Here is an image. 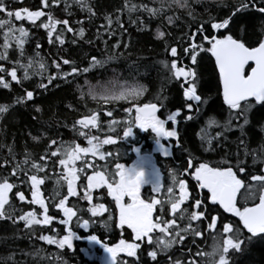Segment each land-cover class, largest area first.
Here are the masks:
<instances>
[{"label": "snow or ice", "instance_id": "snow-or-ice-1", "mask_svg": "<svg viewBox=\"0 0 264 264\" xmlns=\"http://www.w3.org/2000/svg\"><path fill=\"white\" fill-rule=\"evenodd\" d=\"M22 0H0V61H7L11 66L5 67L0 64V86L4 89H12L10 81L5 79V75L10 76L11 81L23 87L25 81H30L34 76H39L40 82L36 88L47 91L49 86L57 79H63L68 82L67 78L73 74L88 73L96 67H103L107 61L116 59L114 55H109L107 60L92 57L89 67L83 69L75 66L74 61L61 57L63 65H72L71 71H62V65L56 60L52 61L57 70L54 75H47L48 65L40 51H35L34 56L27 55L25 45L30 42V32L23 24L17 25L16 22L28 21L33 27L43 28L47 32L49 44L65 45L64 33H73L74 29L69 24L68 19L56 18L52 11L37 10L32 11L28 7H17ZM61 0H42L45 9H51L53 4L59 5ZM203 0H159L158 6L149 7L148 3H133L132 0H125L124 8L129 14V23L140 26L141 29L147 28L145 20L139 15L133 19V14L146 13L149 22L152 19L164 18L169 24H174L179 20V16L168 15L173 10H180L187 13L193 20L196 19L194 13V5L202 3ZM224 0H220L223 3ZM73 3L79 7L81 11H85L95 16L93 7L89 0H73ZM155 3V0H153ZM256 7L260 13H264V0H259L260 6H256V0H248L242 2L235 7V11L228 15L227 18L209 17L208 20L198 24L193 31L190 27L186 37L182 38L181 51L178 53L177 47L166 46V51L170 47V55L173 58L169 63L168 60H162L159 63L170 75L168 81H179V87L183 90L182 99L179 101L180 107L171 111L166 119L160 118L157 114L162 108H166L164 101L168 100L167 96L156 95V102L140 103V98L144 96L147 88L139 85L129 88L117 89L113 82V87L103 88L91 86L87 95L92 100L109 104L113 102L124 101L130 104L124 111L128 114L129 119L123 121L125 130L123 138L133 136V125L135 127L148 131L151 130L155 134V142L158 150L164 157L173 155L172 145L165 146L161 140L172 139L175 146H180L179 132L175 125L182 117L183 109H187L192 115H187L183 119L192 121L199 117L202 113V106L208 104V100L203 98V93L198 94V84L200 80V67L204 60L201 54L210 53L215 58V65L219 70V80L222 83L223 104L227 106V119L221 124L217 119L210 118L207 128L201 127L198 135L200 136V147L205 152L216 151L222 146L223 141H227L226 133L239 130L240 136L237 137L236 151L226 152L225 157L218 162H199L198 158L189 155L187 159V167L179 174L173 172L171 174V186L167 187V199H157L153 193H160L163 187L162 176L160 170L156 171L152 180L146 179V173L135 162L130 167L124 163L115 162L114 170L110 167L114 161H118L119 155L113 157V160L106 159L112 157L111 152L103 151L105 145H114L117 140L111 135L105 139H101L97 135H92L91 131L85 133L79 131V135L87 140V147H81L80 144H65L50 153L51 157L59 156V165L63 166L64 171L61 173V179L56 180V190L52 197L53 201L61 196L60 189L66 183L67 196L59 199L58 205L62 210L66 219L59 221L62 225H68L73 217L77 216V212L73 207H67L66 201L68 197H76L78 195L76 184L80 179L78 173H84L87 168H92L93 172L87 176V190L81 199L87 201L91 207L87 210L93 217L109 212L104 203L92 204L93 190L106 189L107 195L115 202V208L118 210V227L128 229L134 234L135 241H144L153 246L152 250L147 251V256L152 261L159 264L157 259L159 253H167L174 245L180 244L187 249V256L182 258L168 257L169 264H230V250L235 253H242L247 244H251L254 239L264 240V171L261 174H253L248 170L247 158L251 157L253 165L256 163H264V137L258 147H250L246 137L245 128L250 125V113L257 105L264 107V36L256 39L254 42L242 41L234 38L232 34H223L221 30L228 33L232 31V25L235 24L233 17L236 13L247 10L249 4ZM71 5L65 0L64 9L69 17L73 13L69 10ZM207 11V9H205ZM47 17L46 22L41 21L42 17ZM106 25L101 28H107L110 35H114L112 25L116 23L121 30L123 24L120 22L119 16L113 21L110 15L105 16ZM37 21H41L37 24ZM82 24V21H76ZM58 25L63 27L58 31ZM213 32L219 35L212 34ZM264 32V29H262ZM55 34V36H54ZM76 34V33H74ZM85 29H78L79 38L83 39ZM165 31L157 28V39L166 37ZM75 44L77 41H71ZM92 43V41H88ZM107 44L108 42L105 41ZM127 47V45H123ZM114 47H121V43L117 42ZM41 44L36 43L35 49H40ZM17 53L16 58L10 59L9 50ZM178 61L180 66H178ZM189 61L190 63H184ZM254 65V66H253ZM246 68H250V72H246ZM22 70V77H18V71ZM47 80L45 83L44 80ZM59 87L58 84L55 85ZM79 87V85H78ZM85 93H81V97ZM34 91L25 89V94L15 99V104H23L26 101H33ZM11 105L0 104V116L7 114ZM40 112L39 107L36 108ZM90 112L93 110L89 109ZM108 116L112 112L107 113ZM235 121V124L233 123ZM242 121V122H241ZM173 125L171 130L166 125ZM121 121L112 120L108 125L110 133L116 132V125ZM81 129H97L99 128V117L95 112L89 116L76 121ZM73 125V128L76 127ZM220 129L219 131H214ZM261 131L264 132V122L261 123ZM33 141H39L41 136H31ZM57 144L56 140H52L49 148ZM206 145V146H205ZM137 153L138 159H142L140 148L133 149ZM9 155L14 156L13 149L9 147ZM91 154L93 158H99L104 163L101 165L97 162H90L86 157ZM49 154L46 152L39 157L40 161H45ZM235 160V163L232 160ZM77 161H83V166L77 168ZM7 163V161H5ZM4 165L0 164V167ZM46 165L37 163L31 153H25V159L18 162L11 171V175L17 176L19 172H24L27 179L31 182V201L33 205H39L43 209V219H38L35 211L22 212L17 209L15 204L9 202V193L14 188L18 189V185L10 183L8 177L0 176V219H9L13 223L16 222L17 212L20 221L24 222L26 228L32 230L34 225H49L52 223V217L48 215V207L45 205V199L41 193V185L45 184L47 176L41 178L37 173L45 171ZM236 169L235 171L233 169ZM29 172L33 174L28 175ZM238 173L244 174L241 178ZM190 174L195 181L193 192L190 194L187 181L181 178ZM250 182H246L249 181ZM150 185V192L142 198V188ZM83 186V185H82ZM178 188V195L174 189ZM206 190V194L197 192L195 189ZM19 201H25V195L19 190L16 193ZM191 199V203H188ZM216 205L223 210L224 214L238 218V224L242 225L250 235L245 236L241 228L232 221H225L223 216L213 214L208 202ZM258 201V202H257ZM251 202V206H250ZM170 205V208L166 207ZM7 206V208H6ZM159 206V209L157 208ZM83 211V209H81ZM155 214V215H154ZM113 216L108 215L107 221H112ZM219 220V225H218ZM79 223V221H77ZM195 222V224H194ZM89 220H83L81 226L87 228ZM205 225V230H218L217 235L213 237L214 243L211 245V251H201L199 248L195 252L192 247L197 244V237H203L201 226ZM105 227L108 223L105 222ZM35 235V231H31ZM57 235H59L57 233ZM75 233L71 230L61 239H57L53 235H40L41 241H46L48 245H56L60 249L65 246L71 249L73 247V238ZM191 238V244H185L187 239ZM89 240L101 244L104 250L109 254L110 264H127L126 261H118L119 253H125L127 257H136L137 250L141 248V243L126 242L121 239L115 246L104 245L97 236L88 237ZM43 249H36L35 255L39 256ZM191 256L192 259H188ZM7 260L12 264H18L13 256L9 255ZM234 264V261L232 262Z\"/></svg>", "mask_w": 264, "mask_h": 264}, {"label": "trees", "instance_id": "trees-1", "mask_svg": "<svg viewBox=\"0 0 264 264\" xmlns=\"http://www.w3.org/2000/svg\"><path fill=\"white\" fill-rule=\"evenodd\" d=\"M89 2L95 12V16L91 18H89L90 14L81 11L73 3V0H67V3L71 5L69 10L73 13L71 17L63 11L65 0H61L59 5L53 4L51 9H45L42 0H22L21 3L17 4V7H28L32 11H52L56 18L68 19L70 26L74 29L73 33L65 31V45L60 46L58 43H48L45 29L33 27L26 20L16 22L18 26L23 24L30 32V42L25 45L27 55L34 56L35 51H40L41 56L45 58L48 65L46 76L54 75L57 71L52 64L53 60L62 65V71H71L72 65H63L61 57L74 61L75 66L80 69L89 67L92 57L107 60L109 55H114L117 58L107 61L103 67L91 69L88 73L73 74V76L67 78L68 82L57 79L53 82V85L49 86L47 91L36 88L41 79L39 76H34L32 80L25 81L23 87H21L15 81H11L10 76L5 75V79L11 82L12 89H4L0 86V104L11 105L9 112L0 116V164L4 165L0 167V176H6L10 183L18 185V189L14 188L10 195L9 202L11 204H15L17 209L22 210V212L35 211L37 215L41 216L43 209L39 205L30 203V180L27 179L24 172H19L17 176H13L11 171L18 162L25 159V153H31L32 158L37 163L46 165L45 171L37 174L41 178L47 176L45 184L41 185V192L45 199V205L49 209L48 215L54 217V220L49 225L32 226V230L35 231V235H32V230L26 228L24 222L18 219L21 214L20 211L17 212L15 223L9 219H0V264H12V261L6 259L9 255L13 256L18 264H101V257L98 255L101 253L100 249L96 250V254H92L91 251L86 249L84 241H82L86 236L94 234L100 240L111 245L118 243L120 239L131 243L134 239L131 230L127 227L120 228L117 226L118 211L115 208V202L107 195L106 189H99L93 193L92 204L104 203L109 212L93 217L87 210L91 205L81 199V195L87 190V176L92 171L90 168H87L84 173H78L80 179L77 181V189L81 195L68 197L66 201L68 205L75 208L78 213L77 217L70 221L68 225L59 223L61 219H66V217L56 205H58L60 198L67 196V185L66 183L63 185L60 189L61 196L53 201L56 180L61 179V173L64 169L63 166L59 165L60 157H51L50 153L55 151L61 143H75L86 147L87 140L79 135V131L83 130L85 133L91 131L92 135H97L101 139L111 135L117 140L114 145L104 146L103 151L113 154L112 157L106 159L113 160L117 152L120 154L119 162L131 161V157L127 156L126 151L129 142H132V140L130 137L123 138V131L125 130L123 121L129 119L124 109L131 105L124 101L109 104L97 103V101L92 100L91 96L87 95L89 87L111 88L113 82L117 89L142 85L147 88V91L140 98L141 104L149 101L159 104V101L155 100L156 95L159 94L162 97H168V100L164 101L166 108L161 109V114H164L167 110L180 107L179 101L183 96L182 89L179 87L180 82L175 80L169 82L167 77L170 74L159 63L162 60H168L170 63L173 59L170 55V47L166 51V46L177 47V51L180 53L182 38L186 37L190 27L194 31L198 24L208 20L209 17H215L217 20L221 17L227 18L235 11V7L242 2H248V0H224L223 3H220V0H203L202 3L194 5L195 20L184 11L173 10L169 12L168 15L180 17L174 24H169L164 18L152 19L149 22L146 13L133 14V19L136 15H139L141 19L145 20L147 28L144 29L129 23V14L127 9L124 8L125 0H89ZM132 2L148 3L149 7L158 6L159 4V0H155V3H153V0H132ZM256 6H260L259 0H256ZM106 15H110L113 21L119 16L120 22L124 26L123 30L116 23L112 25L114 35H110L107 28H101V25L107 23L105 20ZM233 19L235 24L232 25L231 33L225 30H221V33L232 34L234 38L248 42H254L264 36V32H262V29H264V13L257 11L251 3L247 10L236 13ZM46 20V16L41 18V21L46 22ZM41 21H37V24H40ZM76 21H82L83 23L78 24ZM62 27V25H58V31ZM80 27L85 29L83 39L78 36ZM157 28L167 34L164 39H157ZM212 34L219 35L215 32ZM73 39L77 41L75 44L71 42ZM89 40L92 43H88ZM105 41L108 43L106 44ZM0 42H2V36H0ZM37 42L41 44V48L38 50L35 49ZM117 42L121 43V47H114ZM123 45H127V47ZM16 55L15 51L9 50L10 59L14 60ZM201 55L204 56V60L200 67L198 94L203 93V98L208 100V104L202 106V113L199 117L192 121L184 120L180 124V146L177 149L179 152H176V161H171L170 175L173 172L179 174L184 171L187 167L189 155L194 158V162H196L195 158H198L199 162H209L210 164L220 161L225 157L226 152L236 151L237 137L240 136L239 130L226 133L227 141H223L222 146L216 151L205 152L200 147L201 141L198 135L200 128H207L210 118L217 119L223 124L228 116L227 106L223 104L222 86L219 80V70L215 65V58L210 53H202ZM0 64L11 67L7 61H0ZM22 75V70H19L18 77H22ZM44 82L46 83L47 80L45 79ZM56 84L59 87H56ZM25 89L34 91L33 101H26L19 105L15 104L16 97L24 95ZM82 92L85 93L83 98L81 97ZM37 107L41 109L40 112L36 111ZM89 109L93 110L99 117L100 126L97 129H91V126L89 129H81L76 124V121L82 117L93 114ZM109 111L112 112L111 116L107 115ZM185 115L186 111L183 113V117ZM249 118L251 123L245 128V138L248 140L250 147H258L261 138L264 137V132L261 131V123L264 122V107L257 105L252 109ZM112 120L121 121L120 124L116 125L115 133H110L107 127ZM233 123L235 124V121ZM74 124H76L75 128H73ZM213 129L214 131L220 130L215 129V126H213ZM33 135L41 136L42 139L33 141L31 139ZM136 136L141 139L145 137L143 133L137 132ZM53 139L57 141V144L49 148L48 146ZM9 147L13 149L14 156L9 155ZM46 152L49 154L48 158L45 161H40L39 157ZM90 157L92 156L89 154L86 159L90 161ZM94 160L99 161L98 156ZM118 161L112 163L110 170H114V163ZM232 162L235 163L234 158ZM98 163L102 165L104 162L99 161ZM247 164L249 166L248 170L252 171L253 174H261L264 171V163L258 162L253 165L251 157L247 158ZM76 166L77 168L83 166V161H77ZM31 174L33 173H28V175ZM238 175L244 178V174L238 173ZM181 178L187 179L191 194L195 181L186 175ZM246 182H250V180ZM18 190L24 193L25 201H19L16 194ZM174 190L178 195V188ZM195 190L200 192L198 188ZM160 199H167V194L160 197ZM188 203H191V199ZM208 204L210 209L213 210V214L223 216L226 222L236 223L245 236L250 235L246 229L242 228V225L238 224V218L231 216V214H224L222 209L216 205H211L210 201ZM166 207L170 208V205H166ZM157 208L159 209V206ZM109 214L113 216L112 221H107ZM83 220H89L88 227L91 232L87 229L88 227L81 226ZM105 222L108 223V227L104 226ZM205 228V225L201 226L203 237L196 238L197 244L192 247L193 252L197 248L205 252L211 251V245L214 243L213 237L217 235L219 229L205 230ZM69 230L79 235L78 238L77 236L73 238L71 249L67 246L60 249L56 245H48L46 241L38 239L40 235H53L57 239H61ZM185 244L190 245L191 238L187 239ZM152 248L153 246L149 245L146 240L141 241V248L137 250L136 257H127L124 253L118 261H126L127 264H156L147 256V251L152 250ZM36 249H43L44 251L36 256ZM169 256L182 258L187 256V249L183 245L177 244L169 252L159 253L157 257L159 264H169ZM188 259L190 260L192 257L188 256ZM233 261L234 264H264V240L254 239L251 244L244 247L242 253H235L234 250H230V264Z\"/></svg>", "mask_w": 264, "mask_h": 264}, {"label": "flooded vegetation", "instance_id": "flooded-vegetation-1", "mask_svg": "<svg viewBox=\"0 0 264 264\" xmlns=\"http://www.w3.org/2000/svg\"><path fill=\"white\" fill-rule=\"evenodd\" d=\"M184 63H190L189 61H184ZM178 64H179V61H178ZM180 66V64H179ZM183 92V90H182ZM159 105V104H158ZM175 109H172V110H167L164 112V114H161V111L158 112V116L162 119H166L167 118V115L173 111ZM186 111V115H192L193 113H189L187 111V109H183V112H182V117L181 118H178L179 119V123L177 125H175L174 127L177 128L178 132H179V129H180V124L182 122H184L185 119H183V113ZM184 116V117H185ZM80 120V119H79ZM173 127V125L171 124V122H169V124L166 125V128L168 130H171ZM136 132L137 133H143L145 135V137L143 139L139 138L136 136ZM179 137H180V132H179ZM130 139L132 140V142L130 141L129 142V145L127 147V151H126V154L128 157H131V161L127 160L126 162H120V163H124L126 166H131L133 163L137 162L141 165H139L141 168H143V170H149L150 172H146V179L148 180H152L154 178V175L156 173V171L160 170L161 172V176H162V183H163V187L161 189V192L160 193H153L152 195H154L157 199H160V197H162L163 195H166L167 194V187L171 186V175L169 173V168H171V161H176V157H177V154L176 152H179L177 149L179 147H176L175 146V142L174 140L172 139H169V140H161V143H163L166 147L169 146V145H172V152H173V155L170 156V157H164L162 155V153L159 152L158 150V145L156 144L155 142V134L151 132V130H148V131H143L137 127H135L133 125V136L130 137ZM137 141V142H136ZM140 148L141 149V157L142 159H138L137 157V153L133 150L134 148ZM119 152V151H118ZM119 155V153H115V156L116 155ZM91 155V154H90ZM97 158V157H95ZM93 157H90V161L91 162H99V161H95ZM150 158L151 162H144L142 163L141 161ZM119 162V161H118ZM100 164V163H99ZM92 171L88 174V175H91L92 172H93V169L90 168ZM188 178L192 179L191 175L190 174H187L186 175ZM187 180V179H186ZM193 180V179H192ZM194 181V180H193ZM150 185H145L144 188H142V198L147 196L148 193L150 192ZM199 190V189H198ZM97 191V190H93V193ZM200 192H202L203 194L206 193V190H199ZM77 193L78 195L80 194V191H78L77 189ZM81 195V194H80ZM83 196V195H81ZM66 205H68V202H66ZM70 206V205H69ZM74 208V207H73ZM75 210V208H74ZM77 212V211H76ZM78 214V213H77ZM155 215V214H154ZM41 216L38 217V219H40ZM77 217V216H76ZM76 217H73V219H75ZM54 219V217H52ZM90 232H91V229H89V227L87 228ZM94 234H91L90 236H92ZM133 237H134V234L132 233ZM77 238L79 237V235H76ZM89 237V236H88ZM88 237L86 236L84 240V245L86 247V249H88L89 251H91L92 254H96V250L100 249L101 253L98 254L100 257L102 256V251L104 252V256H103V260L101 258V263L104 262V258H105V255H106V251L104 250V247L101 245V244H98L96 242H93L91 240L88 239ZM80 239V238H79ZM99 239V238H98ZM121 240V239H120ZM145 240L147 241V238H145ZM102 241V240H101ZM104 245H107V246H113L111 244H108L106 241H102ZM127 242V241H126ZM132 242H136V243H141V241H135V239H133L131 241ZM119 243V242H118ZM117 244V243H116ZM124 253H119L118 254V257L117 259L121 258L120 256L123 255Z\"/></svg>", "mask_w": 264, "mask_h": 264}, {"label": "water", "instance_id": "water-1", "mask_svg": "<svg viewBox=\"0 0 264 264\" xmlns=\"http://www.w3.org/2000/svg\"><path fill=\"white\" fill-rule=\"evenodd\" d=\"M254 66V65H253ZM246 72H250V68H246ZM222 84V83H221ZM82 118H84V117H82ZM81 118V119H82ZM147 173L148 172H150L149 170H145ZM11 193V192H10ZM10 193H9V196H10ZM251 206V205H250ZM103 264H110V257H109V254L108 253H106V256H105V258H104V262H103Z\"/></svg>", "mask_w": 264, "mask_h": 264}, {"label": "rangeland", "instance_id": "rangeland-1", "mask_svg": "<svg viewBox=\"0 0 264 264\" xmlns=\"http://www.w3.org/2000/svg\"><path fill=\"white\" fill-rule=\"evenodd\" d=\"M178 66H179V64H178ZM103 139H105V138H103ZM88 146V145H87ZM86 146V147H87ZM82 147V146H81ZM142 163H144V162H151V160H150V158H148V160L147 159H145V160H143V161H141ZM139 165H141V164H139ZM128 167H130V166H128ZM76 188H77V184H76ZM97 190H99V189H97ZM42 193V192H41ZM118 211V210H117ZM43 215H44V213L41 215V217H40V219L42 220L43 219ZM39 217V215H37V218ZM124 227H127V226H124ZM113 246H115V245H113ZM88 253H90L89 251H88ZM102 256H101V258H102V260H103V256H104V252L102 251Z\"/></svg>", "mask_w": 264, "mask_h": 264}, {"label": "bare ground", "instance_id": "bare-ground-1", "mask_svg": "<svg viewBox=\"0 0 264 264\" xmlns=\"http://www.w3.org/2000/svg\"><path fill=\"white\" fill-rule=\"evenodd\" d=\"M258 202V201H257Z\"/></svg>", "mask_w": 264, "mask_h": 264}]
</instances>
